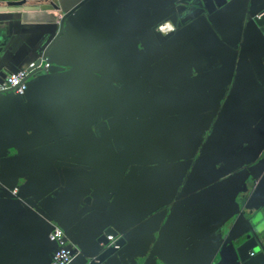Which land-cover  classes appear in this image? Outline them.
<instances>
[{"label":"crops","instance_id":"crops-1","mask_svg":"<svg viewBox=\"0 0 264 264\" xmlns=\"http://www.w3.org/2000/svg\"><path fill=\"white\" fill-rule=\"evenodd\" d=\"M80 1L0 0V73ZM171 1L88 0L48 55L65 69L0 93V264H47L50 224L78 244L128 228L149 264H237L228 238L264 219V0L221 1L158 43ZM56 159L87 168L60 185Z\"/></svg>","mask_w":264,"mask_h":264},{"label":"water","instance_id":"water-1","mask_svg":"<svg viewBox=\"0 0 264 264\" xmlns=\"http://www.w3.org/2000/svg\"><path fill=\"white\" fill-rule=\"evenodd\" d=\"M87 1L88 0H81L73 8L63 12L56 26V32L50 38L48 44H46L44 48L41 49L42 51L37 54V57L28 61L25 66L14 71L0 73V82H2V80L7 75L26 68L32 61H34L36 64L32 69L34 70L37 68L41 59H46L50 64L45 70L46 72L54 73L63 71L65 66L50 60L48 55L50 54V51L53 47V43L55 42V37H59L62 33L64 19ZM221 1L225 0H172L168 6L171 8L170 13L165 18L176 24L179 27V30L180 28L195 22L200 17L201 13H209V11L212 9V5H217V3ZM258 14L259 17L257 16ZM252 20L259 31L264 34V9L259 13L254 14L252 16ZM152 32L156 40L159 43H163L169 39L175 31H171L168 34L162 35L160 32H156L155 27H153ZM232 49L236 53L238 52L237 47H232ZM230 83V80L226 82L223 95L220 99V102L216 106L217 109L222 106L223 101L227 97ZM80 166L87 168V166L81 165L74 160H54L53 167L56 170L59 184L63 185L66 177L69 178L70 176L75 175V169L80 168ZM13 189L14 188H12V190ZM89 210L90 198L84 197L76 214L78 217H83L89 212ZM245 222L244 229L237 236H233L232 239L228 238L227 241L233 261L237 264H264V219L262 215L255 213L252 215L251 219H248ZM76 226L77 225H75V228ZM50 227L51 228L48 233L54 227V224H50ZM59 227L63 230L65 239L70 243L69 245L71 247L74 246L72 248L73 251H78L69 264H149L148 260H150V257L145 256V252H136V249L139 248V246L135 245V240L131 237L132 231L128 228L118 231L115 228L110 227L100 234H89L80 244H78L76 239L71 234V228L69 229L63 226ZM48 233L46 235V239L52 244L49 259L50 262L57 246L55 242H52L48 239ZM108 235H112L113 240H108ZM236 239L239 243L238 246H235L234 244V240ZM250 250L255 253L254 256L247 255V252ZM49 262L47 264H49Z\"/></svg>","mask_w":264,"mask_h":264},{"label":"built area","instance_id":"built-area-1","mask_svg":"<svg viewBox=\"0 0 264 264\" xmlns=\"http://www.w3.org/2000/svg\"><path fill=\"white\" fill-rule=\"evenodd\" d=\"M259 17V14L257 15ZM165 24L159 25V29L164 32H168ZM35 62L32 61L26 68L20 69L15 73L7 75L2 82H0V93L11 92L16 95L24 94L27 88V79L31 73V70L35 67ZM49 62L46 59H41L37 67H41L46 70L49 67ZM15 190H13L14 192ZM48 239L56 243V250L53 253L49 264H69L78 251H73L67 240L63 230L54 225L51 231L48 233ZM108 240H113L112 235L107 236Z\"/></svg>","mask_w":264,"mask_h":264},{"label":"flooded vegetation","instance_id":"flooded-vegetation-1","mask_svg":"<svg viewBox=\"0 0 264 264\" xmlns=\"http://www.w3.org/2000/svg\"><path fill=\"white\" fill-rule=\"evenodd\" d=\"M205 15L206 14H204V13H201V15H200V17H205ZM199 17V18H200ZM162 24H165L167 27V29H168V32H164V31H161L160 29H159V25H162ZM153 27H155V31L156 32H160L162 35H165V34H168L169 32H171V31H176V30H178V26L176 25V24H174V23H172L171 22V20H169V19H164V20H162L161 22H159V23H157L156 25H154ZM152 27V28H153ZM152 28H151V31H152ZM152 34H153V32H152ZM154 36V35H153ZM155 38V37H154ZM156 39V38H155ZM157 41V40H156ZM158 42V41H157ZM159 43V42H158ZM202 143H203V141H202ZM202 143L200 144V148H201V146H202ZM247 255L248 256H254L255 255V253L253 252V251H248L247 252Z\"/></svg>","mask_w":264,"mask_h":264}]
</instances>
